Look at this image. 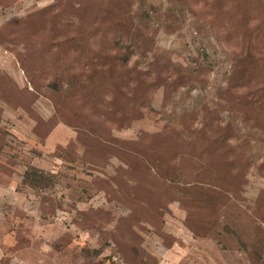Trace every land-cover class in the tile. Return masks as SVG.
<instances>
[{"label": "rangeland", "instance_id": "374dc122", "mask_svg": "<svg viewBox=\"0 0 264 264\" xmlns=\"http://www.w3.org/2000/svg\"><path fill=\"white\" fill-rule=\"evenodd\" d=\"M0 264H264V0H0Z\"/></svg>", "mask_w": 264, "mask_h": 264}]
</instances>
